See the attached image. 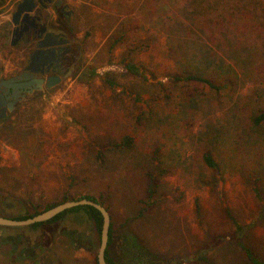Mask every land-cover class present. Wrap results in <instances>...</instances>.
Segmentation results:
<instances>
[{
    "label": "rangeland",
    "instance_id": "1",
    "mask_svg": "<svg viewBox=\"0 0 264 264\" xmlns=\"http://www.w3.org/2000/svg\"><path fill=\"white\" fill-rule=\"evenodd\" d=\"M17 1L0 0V21L9 23ZM61 1L73 12L79 64L75 76L17 108L10 117L16 132L0 131V215L14 219L65 195L92 196L111 211V255L119 264H250L231 242V212L240 224L257 223L245 240L264 264V204L243 169L257 168L264 181V163H253L244 139L232 143L242 145V166L238 160L218 173L202 161L221 142L216 135L233 136L230 108L251 106L263 85L247 81L236 67L241 81L230 100L229 90L175 84L166 75L174 68L170 46L180 37L208 44L224 65L264 60V0ZM180 21L195 22V35L170 37ZM120 36L109 53L111 38ZM129 62L142 77L128 73ZM89 66L98 77H88ZM125 136L134 139L133 148L113 146ZM260 139L264 146V133ZM1 230L7 237L0 264H96L99 237L83 214L46 227Z\"/></svg>",
    "mask_w": 264,
    "mask_h": 264
},
{
    "label": "trees",
    "instance_id": "2",
    "mask_svg": "<svg viewBox=\"0 0 264 264\" xmlns=\"http://www.w3.org/2000/svg\"><path fill=\"white\" fill-rule=\"evenodd\" d=\"M196 27L197 26L195 22H193L192 24H186L182 21L174 22V25L171 26L169 30V36L177 37L179 33L186 36L195 35L193 33L194 28ZM176 33H178L177 36ZM260 33V43L262 45V49L264 50V29L263 31H260ZM122 41L123 36H120L119 38H111V47L109 48V53L115 50ZM168 57L169 60L173 62L174 68H169L166 72V75L172 78L173 83L175 84L179 82L196 83L198 85L209 88L216 93H221L229 90V92H226L225 94L226 97H230V92L235 91L236 87L239 85L241 81L240 74L242 75V77L244 76L247 81H250L249 79H251L252 83H255L256 85H263V87L257 88L255 90L254 101L250 104L251 106L245 105L242 107L239 102H236V104L233 105L232 108H230L232 123L234 127L233 136L231 137L225 134L216 135L215 137H219L221 139V142H223L222 145L220 142L219 144H217V146L207 149L202 155L203 163L208 168L218 173L224 172L223 167H228L231 164L236 165L238 160L241 162L242 166V145L234 146L232 143L236 144V142H238L239 144H242V139H244L251 143L249 147L254 153L251 159L253 160V163L255 165H259L260 167L261 163H264V146L260 139V135L264 133V60L254 62L252 60L242 61V59H236L234 60L235 66L231 64L224 65V61L218 56V54L213 50L211 46L202 41H193L192 39L190 40L189 37H186V41L185 39L180 37L177 44L170 46ZM236 67L241 71L240 74L239 72H237ZM125 69L133 76H143L140 68L134 62L127 63L125 65ZM87 70V74L89 75L88 77L96 78L99 76L95 67L89 66L87 67ZM237 73L239 74V76ZM107 83L112 87L117 85V83L112 80H108ZM231 99L232 98L230 97V100ZM2 124L5 125L0 130L2 133L5 134L16 132V127L13 125L14 122H11L10 118L2 121L0 125ZM0 137L1 139L5 138L4 135H1ZM228 145L229 147H227ZM113 146L117 148L131 149L135 146V143L134 139L129 136H125L120 143L114 144ZM237 146H239L240 148ZM99 154L100 158H102V153L100 152ZM234 154H236V157L233 156ZM263 166L264 164L261 167ZM243 169L248 170L251 173V177L255 184L254 192L256 194V198L264 204L263 178H259L258 174L255 173L257 168H253L244 164ZM84 198L92 199L104 205V203L98 201L92 196H83L79 199H75L70 195H65L61 200H57L49 204L43 210L36 209L33 214L20 216L14 219L23 220L32 218L40 214L41 212L52 209L55 206L68 200H80ZM105 207L108 209L111 215L109 207ZM261 213L262 214L259 222L264 221V205H261ZM78 214H83L90 222L93 223L100 241L103 216L96 208L91 206H79L70 209L66 212L61 213L48 222L36 224L34 226H31V228L46 227L51 224L62 222L70 215ZM229 216L234 226L231 242H236L241 247V249L245 252L247 261L250 264H263V261L259 259V257L255 254L253 249L249 247L245 240V238H247L248 236V232L255 228L257 223H252L250 225L240 224L239 221L231 214V212ZM111 220L112 222L110 229V239L106 251V261L108 264H119V262L111 255V247L114 243V223L112 215ZM227 237L225 236L226 240ZM83 247L85 248V246ZM86 249L88 251H92V242L86 245ZM200 259L205 260L206 258L202 257ZM96 264H98L97 258Z\"/></svg>",
    "mask_w": 264,
    "mask_h": 264
},
{
    "label": "flooded vegetation",
    "instance_id": "3",
    "mask_svg": "<svg viewBox=\"0 0 264 264\" xmlns=\"http://www.w3.org/2000/svg\"><path fill=\"white\" fill-rule=\"evenodd\" d=\"M22 1L19 0L15 3V11L17 5ZM42 1V4H38L36 12L27 18L26 24L28 29L23 34L20 35V31L15 34L18 28L12 22L15 11L12 13L9 23H4L2 26V30H11V36H13L11 42L18 38L17 45L22 46L21 51L25 57V62L21 63L20 70L17 73L2 78L12 79L23 77L25 83L34 82L32 86L33 93L29 94L27 90L21 91L20 96L25 95L26 97L21 98L22 101L18 102L14 111L9 113L7 119L17 111V108L22 103L27 102L30 98L37 97L46 91L60 86L69 73L75 76L76 68L79 64L80 44L76 43L75 30L72 23L73 12L70 10L67 11L68 6H63L61 0H51L50 2H47L48 0ZM61 12L65 15L64 21L58 17V14ZM44 27L46 31L43 33L42 30ZM24 28L22 27L21 29ZM47 34H50V36L47 37ZM40 42L50 46L45 49H40ZM53 76H59L62 81L58 85L49 86L47 80ZM39 80H45L42 84V89H38ZM18 81L21 80L19 79ZM12 100L14 98H11L8 102Z\"/></svg>",
    "mask_w": 264,
    "mask_h": 264
},
{
    "label": "water",
    "instance_id": "4",
    "mask_svg": "<svg viewBox=\"0 0 264 264\" xmlns=\"http://www.w3.org/2000/svg\"><path fill=\"white\" fill-rule=\"evenodd\" d=\"M51 0H48L47 2H50ZM42 4V0H23L17 5L16 11L13 15L12 22L13 24L18 27L15 31V34L17 32L23 34L25 30L28 29L27 26V18L31 17L33 13L36 12V9L38 7V4ZM22 18V20H21ZM34 18V17H33ZM22 27H25L24 29H21ZM21 29V30H20ZM43 33L46 31V28L42 30ZM50 34H47V37H49ZM12 39L13 36H10ZM18 38L12 42V45L15 46L18 42ZM50 45L44 44L40 42L39 48L45 49L48 48ZM29 70V68H27ZM2 69L0 64V122L6 120L8 118L9 113H12L18 104L19 101H22L21 98L26 97L25 95L20 96V92L27 90L29 94L33 93L32 86L34 82H28L25 83L23 77L19 78H12V79H4L2 78ZM71 74V73H69ZM21 81H18V80ZM62 79L59 76H53L49 77L47 80V83L49 86H55L58 85ZM45 82V80H39V86L38 89H42V84ZM36 89V88H35ZM12 93V94H11ZM11 94V95H10ZM11 98H14L11 102H8ZM79 206H91L96 208L103 216V225L101 230V236H100V247L97 255L98 264H108L106 261V251L109 244L110 239V229H111V215L108 209L102 205L99 202H96L92 199L84 198L80 200H68L64 203H61L57 206H55L52 209L46 210L44 212H41L40 214L23 220H16L12 218H6L4 216L0 215V227H31L36 224L45 223L48 222L58 215H60L63 212H66L70 209L79 207Z\"/></svg>",
    "mask_w": 264,
    "mask_h": 264
},
{
    "label": "crops",
    "instance_id": "5",
    "mask_svg": "<svg viewBox=\"0 0 264 264\" xmlns=\"http://www.w3.org/2000/svg\"><path fill=\"white\" fill-rule=\"evenodd\" d=\"M4 23L7 22L0 21V64L2 69L1 75H6V77H9L20 70V65L21 63L25 62V57L21 51L22 46H19L17 44L13 46L12 43L11 45H9V42H11V38L10 34L6 32L7 30H2V26ZM3 228L4 227H2V229ZM4 233L5 230L4 232L3 230L0 231V243L7 237Z\"/></svg>",
    "mask_w": 264,
    "mask_h": 264
}]
</instances>
